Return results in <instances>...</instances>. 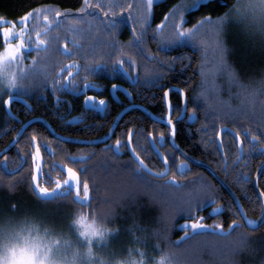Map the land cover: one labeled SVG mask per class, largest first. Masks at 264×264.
I'll return each mask as SVG.
<instances>
[{
	"label": "trees",
	"instance_id": "16d2710c",
	"mask_svg": "<svg viewBox=\"0 0 264 264\" xmlns=\"http://www.w3.org/2000/svg\"><path fill=\"white\" fill-rule=\"evenodd\" d=\"M180 0H162L152 6V14L150 23L155 27L161 20L165 18V14L173 8ZM95 2V0H93ZM114 3L126 5L132 3L133 8L137 4H142L143 0H113ZM232 0H209L201 3L195 10L188 12L187 20L183 23V27L189 28L202 17V16H219L223 14L231 4ZM83 0H0V16L6 20H17L25 12L30 9L47 6L49 8H56L61 10L63 18L64 9H72L73 17L76 15H83L75 13ZM113 11L117 13L115 19L118 21V27L113 30H108L104 25L95 21L93 26L90 27L87 21L76 25L75 39L79 41L81 48H75L72 43L73 31L69 30L72 19H62V26L58 30L61 38L66 39L68 47L74 51H85L88 54L97 53L94 59L101 60L104 58L105 51L113 52V60L118 56L125 60L124 67L127 68L134 77L141 75L142 87L145 95V103L150 106L154 111H159L160 114L167 113V106L164 100V90L168 85L177 84L182 87L187 95L188 110H192L195 106L198 115V121L201 125H207L210 137L213 141L217 140V133L221 126H228L232 129L239 130L240 133L244 131V127H252L255 130V125L252 121L247 119L232 120L230 118H217L219 113L215 109H209L208 114L202 110L204 104L202 102L194 104L193 98L196 85L199 83L201 67H207L212 71V64L216 61V54L210 52L209 49H215L212 40L201 44L199 40L193 41L190 39L179 40L175 44L169 45L165 51H161V46H158L156 39L151 35H147L144 40L143 47L147 52L163 57H175V71H171L174 66L173 60L169 63L162 62L161 59H153L146 53H142L135 44L131 43L132 38V24L133 21L127 17L129 9L125 7L124 12H120L119 8H114ZM91 15H99L103 18V13L98 11L90 13ZM111 15V13H109ZM3 25H0L2 27ZM99 29V30H97ZM232 53L230 61L240 71V75L244 78L251 76H259L260 69L263 67L264 56L260 54L257 58H243V53L239 52L236 44L231 43ZM3 47L2 37H0V48ZM126 52H129L127 55ZM188 54L187 57L182 58V54ZM55 59L58 56V51L53 49L50 52ZM49 54V58L52 57ZM82 58L84 56L82 55ZM131 58V59H129ZM132 60H135V66H132ZM157 61L159 64L157 65ZM184 61V62H183ZM181 67H187V71L182 72ZM161 76L162 78L156 79L154 83L148 81V77ZM159 82L160 93L154 97L153 93L155 83ZM169 81V82H167ZM149 88H152L149 90ZM171 97V103L174 109V116L179 115L182 109V99L176 93ZM0 114V150H2L14 137L15 130L10 127V117L5 109ZM40 115H47L42 110H37ZM146 119L152 121L146 116ZM149 124V123H148ZM144 129L147 134L148 126L145 125ZM29 130L31 134L36 133L38 141L46 142L50 138V134L45 125L38 122L32 125ZM80 134V133H77ZM145 134V136H146ZM227 133H224L222 139L225 140ZM144 136V140H145ZM180 140L182 143L187 141L183 131L179 132ZM29 136L23 135L17 143L20 152L16 153V158L13 162L9 160V168H13L19 163L18 157L22 153H28L27 148L30 144H26L25 140ZM209 137V138H210ZM231 137V136H230ZM146 142V140H145ZM195 144V142L191 143ZM73 148L74 144H67ZM224 151L227 153V159L230 163L236 158L237 150L233 152L224 145ZM234 148L236 146L234 145ZM210 161L213 164L222 166V154H217V144L211 143ZM29 157V155H28ZM124 160L113 159V156H96L90 157L86 163L87 171L83 172L84 179H88L91 192L90 194L95 200L97 194L102 190H107L111 198L120 203V214L118 222L121 226L125 227L127 223L134 222L138 229L146 230L150 233L149 238L152 236L159 237L162 242L168 243L177 254L178 262L182 264H227L226 254L232 246L233 241L237 237L238 232H246L249 234L250 243L256 249L255 252L244 251L234 257L238 264H261L264 259V227L259 230H250L248 228L239 227L232 231L231 235H220L218 233H207L204 231L196 232L197 234L186 237L179 229L180 222L187 219H194L195 217L187 211H178L181 208H186L187 203L191 200L195 203L196 200L205 196V189L203 185V177L196 176L194 178L181 179L180 182L183 187H176L171 183H165L162 180L148 179L139 177L131 171V169L124 164ZM259 162H256L252 169L254 172ZM31 160L15 175H11L5 170L3 164H0V174L5 178L16 177L19 183L17 184V191L9 194L6 188L0 187V202L12 203L21 201L37 200L31 188L30 175L32 172ZM263 176V175H262ZM38 201V200H37ZM49 201L48 203H51ZM61 202L59 201L58 204ZM63 202L62 205L65 206ZM253 205V204H252ZM251 205L250 213L258 215L261 212L260 201L259 205L254 207ZM202 206V205H201ZM189 216V217H188ZM128 220V221H127ZM127 221V222H126ZM225 225L224 228H228ZM226 231H229L227 229Z\"/></svg>",
	"mask_w": 264,
	"mask_h": 264
},
{
	"label": "snow or ice",
	"instance_id": "6c2138e0",
	"mask_svg": "<svg viewBox=\"0 0 264 264\" xmlns=\"http://www.w3.org/2000/svg\"><path fill=\"white\" fill-rule=\"evenodd\" d=\"M199 0H192L190 6L195 7L198 4ZM153 0H143L142 4H137L133 8L132 3H127L126 5H120L113 2V0H83V3L78 9H75V13L83 14L76 15L73 17L72 9L63 10L62 12L56 8H49L47 6H39L33 9H30L28 12H25L21 15L16 21L6 20L3 16H0V25H8L0 27V37H2L3 47L0 48V91L7 90L11 92L12 89H20L22 94H26L28 91H31V87L25 85L23 81L32 76L37 71V68L41 70L42 79L37 85L41 90L51 86L53 93L63 89L65 87L71 88L73 91L79 92L81 89L78 87V82L73 77V73L68 71V77L63 75L65 68H61L54 73L48 72L49 65L47 63H40V61L45 60L50 52L55 49L61 51L62 54H72L76 55L77 53L74 49L68 47V42L66 39L62 40L58 28L62 23V19H72V23L69 26V30L73 31L72 43L75 48H81L79 41L75 39L76 25L87 21L90 27L93 26L95 21H99V24L104 25L108 30H115L118 27V21L115 19L117 13L113 11L114 8H119L120 12H124L125 7L129 9L127 17L133 21L132 24V38L131 43L135 44L137 48L142 52L146 53L148 56L153 59H161L162 62L169 63L174 60V57H163L160 58L157 55H153L151 52L143 47L145 37L151 34L157 41L158 46H161V51H165L169 45L175 44L177 41L183 39H190L196 41L199 39L201 44L205 43L200 37L204 32L210 31L214 37L215 50H216V61L214 65L213 73L217 70H223L227 73V77L230 83H235L240 85L242 92L237 93L238 95L242 94L246 98V105L242 108L234 109L229 104L227 105L226 110L217 111L219 113L217 118H230L232 120H239L241 118L252 121L255 125V130L252 127H244L245 134L249 137L247 146L245 147V142L240 136V131L235 129H227L229 132H234L237 142V153L238 155L232 161L233 164L244 161L249 157L253 152H259L261 155H264V99L259 98L261 91H264V79L252 82L250 80L249 84H242L239 78L236 75V72L232 69L229 61L227 60V55L229 52L228 47L223 42L221 38L222 23L225 17H216L212 18L211 16H202L196 24H193L189 28L183 27L184 21V12L181 10L180 5H173V8L169 10V13L165 14V18L160 21L159 24L153 25L150 23V17L152 14ZM255 7V4H253ZM103 13V18L99 15H91L90 13L95 12ZM111 13V15H109ZM30 24L33 27H30ZM19 25V27L17 26ZM99 30V29H97ZM31 49L36 53V55L31 56L30 59L33 61L31 65H24L23 61L25 59V50ZM85 58V64L83 68L87 72L95 71L97 67V62L93 61L88 63V53L81 51L79 53ZM131 59V58H129ZM135 60H132V66H135ZM125 65V60L119 58V56L110 61V66L113 71L117 68H123ZM76 62L68 61L67 69L77 67ZM125 71H128L127 68H124ZM206 69L202 66L201 72L203 73ZM49 77L51 79L49 80ZM162 78L161 76L148 77V81L154 83L156 79ZM137 84L141 83L139 77L137 76ZM91 82L84 78V85L87 87ZM112 88H118L119 85L113 83ZM213 89H215V81L212 83ZM169 89L164 90V99L167 106V124L168 131L171 136L176 135V124L173 121L172 117V108L173 105L171 100L168 98ZM180 94L184 95V89H180ZM207 90L201 92L200 96H206ZM200 96L193 98V103H200ZM12 97L9 95L8 99L4 100L5 104H9ZM60 98L57 97V100ZM84 101L89 103L90 109L95 111H107V100L104 97H96L94 95H87L84 97ZM209 106L204 104L202 109L205 114H208ZM196 110H191L189 113V119L195 118ZM182 114V113H179ZM14 118V117H13ZM26 123V122H25ZM83 123V118L81 119ZM23 128V124L21 125ZM21 133L18 131L17 136H20ZM219 133H217V136ZM134 132L131 127L126 131L125 138H117L114 144L108 145L105 144V150H110L114 155H119L122 151V146L127 147L131 150L132 158L129 161H125V166L129 167L133 173L138 176L143 175L147 172L150 175L155 176H167L171 165L169 163V155L160 151L162 144L167 142L165 133L160 131L159 133L148 132L145 136L146 144L142 145V148L145 152H155L157 155L162 157L164 167L160 170L149 167L148 163L145 161L144 156L137 151L136 146L133 143ZM59 144H63L61 138H56ZM26 144L32 145V150L30 152L31 165L34 171L31 172L30 181L35 182V187L38 191L47 196L49 193L56 192L58 189L63 187V194L71 195L72 190L74 189V196L79 200L80 203L90 202V185L88 179H84L81 187V177L80 173L77 172L74 168L70 166L65 167L66 177L55 180V187L48 188L45 185L41 184L37 178V173L42 167V153L41 145L37 139V135L33 132L25 140ZM202 143L207 144L208 141L203 140ZM217 144V154L219 155L223 150V141H213ZM48 148L51 149V144H48ZM172 150H175V145H172ZM54 151V150H52ZM183 154V153H182ZM28 153H23L18 157L19 163H17L10 171L13 175L17 174L18 170L23 167L24 163L27 162ZM70 158H78L83 161L86 159V155H80L79 157H73L72 154H68ZM174 165L176 169L183 174L185 171L190 170V165L188 160L180 159L179 157H174ZM222 166L227 171V168L230 165L227 164V153H224L222 157ZM3 167L7 169V159L3 162ZM85 172L87 167L82 165ZM259 175H264V169L257 176V183L259 182ZM237 178L243 184L249 182V174L247 171L237 174ZM19 181H10L9 187L14 188ZM165 183H171L176 187H183L184 185L177 180L175 175H172L168 178ZM10 194V193H9ZM257 199L260 201V208L262 210V216H264V188L259 190V196ZM205 200L211 201L212 204H215V208L212 209L214 212H219L223 205L217 203V197L215 194L201 197L196 200L195 203H192L191 200L188 201L186 208H181L178 211H187L195 218L192 220L184 221L185 236L195 235L196 230L211 228L213 231L218 232L220 235H231L232 231H235L236 228L242 227V221L233 220L229 225V231L223 229V225L214 222L212 225L202 223L203 217L197 215V209L202 205ZM251 200V197H250ZM252 203L255 204L256 200H252ZM11 207L15 208V204H11ZM234 210L236 205L231 206ZM52 213L58 217L57 210L51 209ZM236 215H240L246 218V212L241 205L238 211H235ZM260 219L262 225H264V219ZM247 223L250 225H255L256 220H247ZM191 229L192 231H187ZM244 251L255 252L256 249L250 243L249 234L246 232H238L236 239L233 241L232 246L229 248L228 253L226 254L227 264H238V261L234 259L235 256ZM261 264H264V259L261 260Z\"/></svg>",
	"mask_w": 264,
	"mask_h": 264
},
{
	"label": "flooded vegetation",
	"instance_id": "af4514ba",
	"mask_svg": "<svg viewBox=\"0 0 264 264\" xmlns=\"http://www.w3.org/2000/svg\"><path fill=\"white\" fill-rule=\"evenodd\" d=\"M59 29L60 27L58 28V30ZM62 40L64 39L62 38ZM75 52L77 54L72 55L62 54L61 51H58V56L56 57V59L52 54H50L52 57L49 58L48 56L45 60H43V62L49 65L47 70L50 73H54L61 68H65L66 70L63 72V75L65 77H68V71H71L73 73V77L70 78H74L77 80L78 87L81 89L79 92L73 91L69 87H65L53 93L51 86L41 90L39 87H37V85L40 83V80L37 79L34 80V84L30 86L31 91H28L26 94L15 95L10 101L13 116H9V114H7L11 120L10 127L16 129V132L21 127V125L28 120L33 118H41L47 120L53 127L55 133L61 136L72 137L79 140L95 141V143H77L63 140V144L61 145L56 140V138L58 137L52 134L51 130L48 128L45 122L38 120L35 123L29 125L23 132L22 136H30L31 131L29 130V128L38 122L44 124L50 134V138H48L46 142L39 141L43 157L42 175L39 179V182L41 184L45 185L48 188H54L56 179L63 180L66 177V173L63 170V167L70 166L80 173L82 187V182L84 180V168L82 167V165H86L90 157L94 158L99 155L107 157L113 156V159L116 158L124 161H129L132 158V153L129 148L122 146V151L119 155H114L112 151L105 150L104 148L105 144H114L117 138L124 139L126 131L129 127H131L134 132L133 143L136 146L137 151L140 152L142 156H144L145 161L148 163L149 167L155 168L157 170L162 169L164 167V164L160 156L155 152H145L142 148V145L146 144L144 140V136L146 134L144 126L147 125V133L153 132L155 134L159 133L160 131H163L165 133L167 142L162 144L160 151L169 155V163L171 165V169L168 175L164 177L150 175L147 172L139 177L167 181L168 178L174 174L177 177V180L180 181L181 179L202 176L204 189L206 191L204 197L215 194L217 197V203L223 205L219 212H214L212 211V209L215 208V204H212L209 200H205L202 206L200 205V207L197 209V215L204 218L202 223L212 225L214 222H216L223 225V229L225 231L229 229V227L224 228V226L230 225L233 220L242 221L243 226H245L244 228H248L254 231L264 227V225H261L257 229H251L247 227L244 217L235 214V211L239 210V205L237 203V200L233 196L234 194L239 200L240 204L243 206L247 218L257 219L261 215L262 210L258 215L251 214L250 210L251 205L253 204L252 200H256V203L252 206L254 207L255 205H257L258 207L259 200L257 199V197L259 196V190L261 188H264V175L259 176L258 183L254 182L257 169L264 162V155H261L259 152H253L249 157H247L246 160L238 162L236 164L230 163L227 159V164L230 165V167L227 168V171H225V168L223 166L213 164L210 161V148L211 143L213 142V137H210L207 125H201L198 119L194 123L189 122L188 114L191 111L188 109L187 115L182 117L181 119L177 118L178 114L172 116L177 128L176 135L174 137L175 144L186 155H183L177 148H175V150H172L173 144L171 142V134L168 131L169 126L153 119L145 109L152 111L156 116L159 117H164L165 114H160L157 109L156 111L152 110L148 105L149 103L146 104L144 102L145 95H142L144 92V88L142 87V82L139 84L135 82L137 76L134 77L129 70L125 71V67L117 68L115 71H113L110 66V61L113 60L114 55L112 51H105V53L101 54L104 55V58L99 61L94 59V56L99 54H88L89 59L87 62L91 63L93 61H96L97 67L95 71L87 72L83 68V65L86 61L85 58H82V55L79 54L81 51ZM126 54L128 55L129 52H126ZM187 56L188 54L186 53L181 55L182 58H185ZM174 58L176 59L177 56H175ZM175 59L173 60V63ZM68 61L76 62L78 66L67 69ZM158 64L159 62L157 61V65ZM175 68L176 66L174 63V66L171 67L170 70L175 71ZM180 70H182V72H185L187 71V67H181ZM85 77L88 81L91 82L87 87H85L84 85ZM138 77L141 81L142 76L138 75ZM50 79L51 77H49V80ZM113 83L119 85V87L112 88L111 85ZM157 84L160 83L156 81L153 93H151L154 97H156V99L157 95L160 93V86ZM177 88L182 87L178 86L177 84H172L168 85V87L166 88L170 89V100L171 97L175 98L174 96L176 95V93L182 99L180 91H178ZM151 89L152 88H149V90ZM87 95L104 97L107 100V111L104 112L91 110L89 103H86L84 101V97ZM18 97L25 98L26 102L13 100ZM57 97H59L60 99L57 100ZM5 107L7 108V104H5ZM40 109L47 115H40L37 112V110ZM124 110L125 113L121 117L113 133L110 135V131L116 117ZM146 116L152 121L146 119ZM82 118L83 123H81ZM181 130L187 138V141L185 140L184 143L181 142L179 136V132H181ZM224 133L229 134L231 137L226 135V139H222L223 144L226 145L229 150L235 152L237 150L235 134L229 131H226ZM240 136L244 140L246 147L249 137L245 134L244 131L240 133ZM202 138L203 140L208 141V143H202ZM192 142H195V144H191ZM48 144H51V149L48 148ZM67 144H74L75 146L71 148L67 146ZM16 145L0 157V164H3L5 159H7V169L5 170L8 171L11 175H13L10 171L12 168H9V164L13 163H9L8 161L12 160L11 162H13L16 158V153L22 151ZM234 145L236 146V148H234ZM31 150L32 145L27 148V151L29 152L27 161L29 159L31 160ZM68 154H72L73 157L86 155L87 159L84 161L74 160V158H70ZM174 157L188 160L190 170L185 171L183 174L179 173L174 165ZM197 161L209 164L211 167H213L217 174L220 175L224 180L226 185H228L234 192H231L229 188H227L218 178H216L211 171L199 166V163H197ZM256 162H259V164L258 166H256L253 174H251ZM26 164L24 163L23 167ZM245 171L248 172L250 179L247 184L242 185V182L237 178V174ZM31 188L33 190L35 198L40 202H45L47 204L49 201L57 203L60 201L61 204L65 202L66 205H64L70 211L73 203H80L79 200L74 196V189L72 190L71 195H65L63 194L62 187L56 192H53L52 199L44 200L39 198L35 193L32 182ZM91 198L93 199L94 196L90 194V200ZM88 203L89 202L83 204ZM233 204L237 206L235 210L231 207ZM183 225L184 221L180 222L178 227L183 233H185ZM187 231L192 230L188 229ZM201 231L210 234L218 233L216 231H213L211 228L196 230V232Z\"/></svg>",
	"mask_w": 264,
	"mask_h": 264
},
{
	"label": "clouds",
	"instance_id": "9594fccd",
	"mask_svg": "<svg viewBox=\"0 0 264 264\" xmlns=\"http://www.w3.org/2000/svg\"><path fill=\"white\" fill-rule=\"evenodd\" d=\"M221 16L225 17L221 38L226 47L225 29L229 23H237L252 46L264 52V0H232L217 17ZM229 64L242 84L264 79V70L259 76L244 78L230 61ZM204 68L195 97L206 89L207 95L200 96V100L217 111L226 110L229 104L234 109L246 105V98L237 94L242 92L240 85L230 83L226 72L213 73ZM31 78L42 79L39 67ZM259 98L264 99V91ZM192 110H196L195 106ZM16 180L15 176L5 178L0 174V187L13 194L17 184L10 188L9 182ZM120 207L106 189L88 204L73 203L71 211L62 217L55 216L47 205L29 207L0 202V264H182L174 249L159 237L152 236L150 249V233L138 229L134 222L126 225L129 239L118 245L115 238L121 231Z\"/></svg>",
	"mask_w": 264,
	"mask_h": 264
},
{
	"label": "rangeland",
	"instance_id": "374dc122",
	"mask_svg": "<svg viewBox=\"0 0 264 264\" xmlns=\"http://www.w3.org/2000/svg\"><path fill=\"white\" fill-rule=\"evenodd\" d=\"M160 1H162V0H153V5L157 2H160ZM207 1H209V0H199L198 4L195 7H193V6H190L192 4V0H180L176 5L182 6L181 10L184 12V17H185L183 23L187 20L188 12L195 10L201 3H204ZM215 17H217V16H215ZM215 17H212V18H215ZM9 21H13V20H9ZM4 26H8V25L4 24L2 27H4ZM17 26L19 27V25H17ZM30 27H33V25L30 24ZM224 35H225V40H226V43H227L228 49H229V52L227 55L228 61H230L231 53H232L231 43L236 44L238 51L243 53L242 60H244L245 57H248L250 59L251 58L256 59L258 54H260L261 56H264V52H261L258 48H254L252 46L249 39L246 37L244 32L241 30V27L239 26V24L229 23L225 29ZM200 38L203 39L205 42H207V40H209V39L212 40L213 41L212 44H214V48H215L214 37L212 36L210 31L204 32ZM209 50H210V52L216 54L215 49H209ZM34 55H36V53L34 51H32L31 49H26L25 50V59L23 61V64L24 65H31L33 63V61L30 59V57L34 56ZM40 62L44 63L43 60ZM214 65H215V63L212 64V70L214 69ZM262 66L263 67L260 69V72L262 70H264V61H263ZM237 69H238V67H237ZM23 83L25 85L31 86L34 84V80L31 78V76H29L27 79H25L23 81ZM18 94H22V92L20 89H15V88L12 89L11 92H9L7 90L0 91V114L3 112L2 110L5 109L4 100L8 99L9 95H11V97H13V96L18 95ZM4 204H9V203H4ZM18 204H20L21 206H29V207H39L41 205H47L51 209L57 210L58 217H62L66 213L70 212V210L66 206H63L61 203L58 204L57 202H51V203L47 204L45 202H40L37 200H30V201H21ZM128 224L129 223H127L126 225H128ZM128 239H129V233H128L126 226L125 227L121 226V231L118 234V236L115 238V242L118 245H122ZM148 246L150 249L152 248V239H150V238L148 239Z\"/></svg>",
	"mask_w": 264,
	"mask_h": 264
},
{
	"label": "water",
	"instance_id": "95a60500",
	"mask_svg": "<svg viewBox=\"0 0 264 264\" xmlns=\"http://www.w3.org/2000/svg\"><path fill=\"white\" fill-rule=\"evenodd\" d=\"M171 89H172V88H171ZM174 89H175V88H174ZM180 89H182V88H177L178 91H180ZM169 92H170V89H169ZM169 92H168V98L170 99ZM181 96H182V95H181ZM15 100L26 102V99L23 98V97H18V98H16ZM182 102H183V105H182V111H181L182 114H180V116L178 117L179 119L187 115V103H188V102H187V95H186L185 91H184V95L182 96ZM7 106H8V107H7V111H8L9 116H13V113H12V110H11V102H10L9 104H7ZM145 110L147 111V113H148L153 119L157 120L158 122H161V123H163V124L168 125V124H167V117H166V115H165L164 117H159V116H156L152 111H150V110H148V109H145ZM124 113H125V110L122 111V112L116 117V119H115V121H114V123H113V125H112L111 131H110V135H111V134L113 133V131L115 130L117 124L119 123V121H120V119H121V117L123 116ZM172 116H173V108H172ZM197 119H198L197 113H195V118H194V119H189V115H188V120H189L190 123H194V122H196ZM38 120L45 122L46 125L48 126V128L51 130L52 134H53L54 136L58 137V138H61L62 140H65V141H68V142H77V143H95V141L79 140V139H74V138L71 139V138H68V137L61 136V135L55 133L53 127L51 126V124H50L47 120H45V119H41V118H33V119L28 120L26 123H24V124H23V128L20 127V128L18 129V131L21 133V135H20V136H17V132H18V131L16 132V134L14 135V137L12 138V140H11V141H10V142H9V143H8V144H7V145H6V146L0 151V157H1L3 154H5L7 151H9L12 147H14V146L17 144V142H18L19 139L21 138L23 132L27 129V127H28L29 125L35 123V122L38 121ZM227 129H231V128L228 127V126H222V127L220 128V130H219V135L217 136V141L222 140V134H223L224 132L228 131ZM232 133L235 134L234 132H232ZM174 137H175V136H174ZM174 137L171 136V142H172V144L175 145V148L179 149V147H177V145L175 144ZM179 150H180V149H179ZM180 152L183 153V155H186L183 151L180 150ZM221 154L224 155V149L222 150ZM160 158L162 159V157H160ZM86 159H87V157H86ZM86 159H85V160H86ZM74 160H79V159H78V158H74ZM80 161H81V160H80ZM83 161H84V160H83ZM197 163H199V166H201V167H203V168H205V169L211 171V172L215 175V177L218 178V179H219V180H220V181H221V182H222V183L228 188V185H226V183L224 182V180L221 178L220 175L217 174V172L214 170L213 167H211L209 164H206V163H203V162H199V161H197ZM42 168H43V161H42V167H41V169L39 170V172L37 173V178H38V180L40 179V177H41V175H42ZM20 169H21V168H20ZM20 169H19V170H20ZM64 169H65V167H63V170H64ZM262 169H264V162H263V163L258 167V169H257V172H256V174H255V178H254V182H255V183H257V176H258V174L261 172ZM19 170H18V171H19ZM33 171H34V169H33ZM64 171H65V170H64ZM65 173H66V172H65ZM179 173H180V172H179ZM154 176H155V175H154ZM259 176H260V175H259ZM157 177H164V176H157ZM32 185H33V189H34L35 193L38 195L39 198L44 199V200H50V199H52V197H53V193H49L47 196H45V195L41 194V193L38 191V189H36V187H35V182L32 181ZM231 192H232V191H231ZM233 196H234V198L237 200V203H238L239 208H240L241 204H240L239 200L237 199V197H236L234 194H233ZM258 218H262V219H264V216H262V213H261V215H260ZM244 219H245V222H246V226L249 227V228H251V229H257V228H259V227L262 225L261 222H260V219H253V218H247V217H246V218L244 217ZM249 219H251V220H256V224H255V225H250V224H248V223H247V220H249Z\"/></svg>",
	"mask_w": 264,
	"mask_h": 264
},
{
	"label": "bare ground",
	"instance_id": "6f19581e",
	"mask_svg": "<svg viewBox=\"0 0 264 264\" xmlns=\"http://www.w3.org/2000/svg\"><path fill=\"white\" fill-rule=\"evenodd\" d=\"M232 129V128H231ZM219 133V132H218ZM68 138H71L72 139V137H68ZM20 140V139H19ZM26 164V163H25ZM228 188H229V190L230 191H232V192H234L229 186H228ZM256 219V218H255Z\"/></svg>",
	"mask_w": 264,
	"mask_h": 264
}]
</instances>
